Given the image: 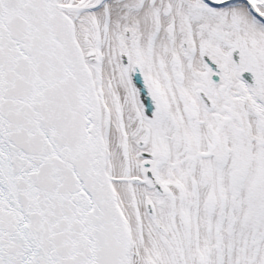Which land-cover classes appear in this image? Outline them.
I'll return each instance as SVG.
<instances>
[{
    "label": "snow or ice",
    "instance_id": "6c2138e0",
    "mask_svg": "<svg viewBox=\"0 0 264 264\" xmlns=\"http://www.w3.org/2000/svg\"><path fill=\"white\" fill-rule=\"evenodd\" d=\"M0 264H264V0H0Z\"/></svg>",
    "mask_w": 264,
    "mask_h": 264
}]
</instances>
